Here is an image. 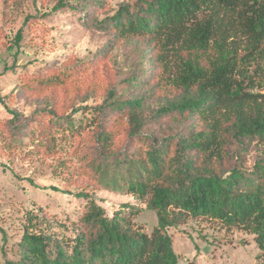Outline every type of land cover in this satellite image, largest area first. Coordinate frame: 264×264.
<instances>
[{
    "label": "trees",
    "instance_id": "1",
    "mask_svg": "<svg viewBox=\"0 0 264 264\" xmlns=\"http://www.w3.org/2000/svg\"><path fill=\"white\" fill-rule=\"evenodd\" d=\"M66 6L60 1L54 9ZM92 26L113 32L117 42L152 43L161 69L155 86L179 94L150 117L141 114L143 100L111 102L91 123L99 157L88 175L101 189L146 201L158 224L148 234L134 221L140 209L127 205L110 216L82 194L88 202L72 224L74 237L58 238L29 216L17 259L4 264H178L168 230L188 220L252 234L264 264V158L251 168L241 163L253 143L264 148V0H139ZM21 40L19 32L16 43ZM90 67L24 75L20 89L30 97L66 91ZM171 116L179 125L185 118L199 124L184 135L141 133L149 121ZM105 118L111 125L102 124ZM54 127L77 140L88 126L44 113L13 138L38 133L46 140L39 152L52 154Z\"/></svg>",
    "mask_w": 264,
    "mask_h": 264
},
{
    "label": "rangeland",
    "instance_id": "2",
    "mask_svg": "<svg viewBox=\"0 0 264 264\" xmlns=\"http://www.w3.org/2000/svg\"><path fill=\"white\" fill-rule=\"evenodd\" d=\"M60 1L67 6L55 10ZM138 1L0 0V264L17 259V245L29 216L42 221L41 227L58 238L74 237L72 224L88 202L82 194L95 198L110 216L127 205L140 209L134 221L148 234L157 226V215L146 201L101 189L88 175L89 165L99 157L98 130L91 123L94 115L103 113L100 108L138 99L144 104L141 114L150 117L179 95L170 87L155 86L161 69L154 62L152 43L117 42L113 32L92 26L96 20L112 17L121 6ZM19 32L22 40L17 44ZM83 63L91 67L71 81L66 91L30 97L20 89L24 75L50 74ZM132 81L144 82L131 86ZM44 113L55 119H82L88 127L77 140L68 136V129L54 127V140L49 142L52 154L39 152L46 140L38 133L31 138L24 132L14 141L13 135ZM104 122L111 125L109 119ZM198 124L185 118L179 125L171 116L149 121L141 133L161 138L178 132L184 135ZM237 147L234 143L232 151ZM133 148L128 146L126 153ZM263 158L264 148L253 143L241 163L251 168ZM168 234L178 264H262L252 234L214 221L188 220L170 228Z\"/></svg>",
    "mask_w": 264,
    "mask_h": 264
}]
</instances>
